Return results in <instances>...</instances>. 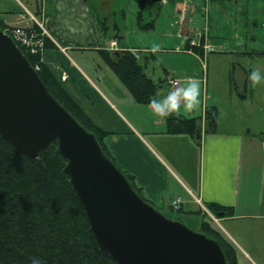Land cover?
Segmentation results:
<instances>
[{
	"label": "crops",
	"instance_id": "obj_1",
	"mask_svg": "<svg viewBox=\"0 0 264 264\" xmlns=\"http://www.w3.org/2000/svg\"><path fill=\"white\" fill-rule=\"evenodd\" d=\"M164 1L158 0L162 4ZM208 2L210 8L206 10L205 22L203 21L205 25L200 33L205 41L204 55L200 57V54L188 46L189 42L194 46L199 43L198 33L189 41L184 40L185 53L193 58L189 67L191 69L184 66L187 71L182 70L178 77L168 76L170 73L166 70L164 76L160 67L158 69L162 74H159L157 66L151 61L153 52L148 49L137 50L122 44L111 50L108 45H103L101 36L99 45L106 48L99 46V52L107 50L116 56L117 50L133 51L144 65L146 73L160 85L157 96H164L170 89L182 86V81L197 78L196 64H203L205 57L215 52V47L210 46L209 37L211 11L214 12V7L217 6L221 23L236 28L240 26L241 29L239 32L233 31L232 34L225 35L224 41L229 42L231 53L235 51L240 57L261 65L260 62L264 60V0ZM26 3L20 0H0V18L4 26L38 28V22H42L47 27L57 47L44 51V61L59 78L70 97L97 127L107 133L103 140L107 153L117 166L132 178L135 188L145 201L160 212H176L179 217L188 219L197 217L200 223L203 219L199 212L202 215L205 212L199 201L206 206L217 204L231 209L233 214L221 211L218 219L225 224L224 232L217 230L233 247L237 264H264V151L262 160L258 162L259 171L257 174L253 173L255 177H248V169L246 174L244 173L247 167L253 169L251 159H255L256 147L261 146L264 149V129L255 130L243 125L233 130L230 125L223 124L237 125L238 121H241L240 108L247 109V104L253 103V97L250 98L247 91L250 87L253 89L248 79L252 68L246 70L239 63L238 66H232L229 75L232 87L230 92L225 90V96L222 98L209 95L208 102L211 106L206 109L217 110L218 125L214 132H205L202 143L198 144L188 134H173L167 131V119L171 114L197 118L195 115L189 117L196 114L195 108L193 112L186 113V108L181 109L184 106L181 103L178 111L159 115L151 104H139L128 91L124 95L130 105L127 108L124 100L123 103L122 99L114 102L94 83L88 73L70 63L67 50L74 45V48L78 47L79 42L67 39L62 40L64 45H61L54 35L64 38L66 34L61 33L56 17L64 7H69L71 13L85 16L86 6H82L81 0H28ZM49 5L52 12L57 13L55 17L49 14ZM175 10L178 12L180 24L189 17L198 19L197 8L190 2L182 4L181 8L176 5ZM30 14L40 17L37 24L30 18ZM78 25L81 27L82 21H79ZM219 36L217 37L222 38ZM170 80L178 81L179 84L174 86ZM120 106L125 111H122ZM253 164L257 166V162ZM175 200H180L179 208L173 207Z\"/></svg>",
	"mask_w": 264,
	"mask_h": 264
},
{
	"label": "water",
	"instance_id": "obj_2",
	"mask_svg": "<svg viewBox=\"0 0 264 264\" xmlns=\"http://www.w3.org/2000/svg\"><path fill=\"white\" fill-rule=\"evenodd\" d=\"M0 136L30 159L57 145L100 249L116 264H228L220 244L146 202L0 29Z\"/></svg>",
	"mask_w": 264,
	"mask_h": 264
},
{
	"label": "trees",
	"instance_id": "obj_3",
	"mask_svg": "<svg viewBox=\"0 0 264 264\" xmlns=\"http://www.w3.org/2000/svg\"><path fill=\"white\" fill-rule=\"evenodd\" d=\"M141 15L142 12L140 18ZM1 25L5 28L3 21ZM142 27L151 29L153 24ZM56 47L49 38L46 39V49ZM192 49L201 54V50ZM22 50L33 67L40 64L38 74L48 91L96 136L105 154L117 166L104 147L107 133L97 127L70 97L59 78L42 60V54L32 55ZM100 54L139 104L149 105L151 98L157 96L160 85L146 73L134 52L117 53L116 58L107 50L100 51ZM204 120L202 117L171 114L167 119V131L188 134L201 144L205 132H214L218 125L217 110L208 109ZM65 165L57 145L42 152L39 158L30 159L0 136V264H31L34 257H39L42 264H116L93 237L85 211L65 172ZM123 173L142 197L132 178ZM208 207L213 212L225 210L233 214L231 209L217 204H209ZM202 231L220 244L228 264H237L233 247L226 237L204 218Z\"/></svg>",
	"mask_w": 264,
	"mask_h": 264
},
{
	"label": "rangeland",
	"instance_id": "obj_4",
	"mask_svg": "<svg viewBox=\"0 0 264 264\" xmlns=\"http://www.w3.org/2000/svg\"><path fill=\"white\" fill-rule=\"evenodd\" d=\"M21 2L27 4V1ZM81 2L82 6H86V12L85 16H80V14L76 13L77 18H75L76 14L74 12H70L71 10L68 9L69 7L67 9L64 7L57 15V13L52 12L50 5L48 6L49 14L52 17L57 15L56 21L59 23L61 33L66 34L64 38L55 35L54 37L62 46L64 45L62 44V40L68 39L78 41V47L74 48V45L67 50L69 54L67 58L70 63L76 66L77 69L82 68L88 73L94 83L100 86L114 102H116L117 99H122L123 103L124 100L127 108L130 105H128V100L127 98H124V95L127 91L130 94V91L114 70L103 59V56L99 52V46L103 48L108 45V47H110V42L113 39L118 42L117 44L119 47L124 44L131 48H137V50L148 49L149 52H153L151 61L153 65L157 66L156 70L159 71L158 68L160 67L164 76H166V70L170 73L168 74L170 77H178V73H181V71L185 69L184 66L191 69L189 67L193 57L185 53L186 44L184 45V40L189 41L192 36H197L198 33L199 43H196L195 46L192 44L188 46L189 48H197L198 50H201L200 57H203L204 55L205 41L200 33L202 32L201 30H203V25H205L204 15L210 8L208 0H165L164 4L159 3L157 0H81ZM188 2L197 8L198 19H192L193 17H189L188 20H185L180 24L178 12L175 10V7L177 5L181 8L182 4ZM142 5H145V7L142 8ZM216 7L217 6L214 7V12L211 11L212 24L209 37L210 46L215 47V52L209 53L205 57L203 64H196L195 68L198 73L196 77L200 82V103L195 107L196 114L189 117H193L194 115L196 117L204 116L206 108L211 106L208 102L209 95L213 94L215 97L222 98L225 96V90L230 92L232 87L229 83V75L232 66H238L241 64L246 70L259 68L260 71L264 73V60L263 62H260L261 65H259L250 59L240 57L235 51V54L231 53L229 50V42L224 41L226 40L225 35L232 34L233 31L239 32L241 29L240 26L236 28L221 23V15L220 12H217ZM141 12L142 18L139 17ZM29 16L37 24L40 17L38 15L36 17L33 14H30ZM1 21L0 29H4L1 25ZM79 21H82L81 27L78 25ZM38 23L43 27L42 28L37 24L40 33L43 34L44 37L43 47L41 46L42 50L40 51V54L43 55L46 50V39L49 38L53 42V37L42 22ZM147 24H153V28L147 29L142 27ZM7 28L5 27V29ZM101 36L104 41V46L99 45V37ZM217 36L224 37L225 39L218 38ZM118 45L116 46L117 48ZM250 45L252 46V44ZM250 45L248 46V49L250 48ZM119 51V53H122L121 50ZM243 51H245V48ZM112 56L116 58L114 54H112ZM43 59L44 55L42 57V60ZM208 65L209 71H207ZM37 66H39V69L41 68L40 64H37ZM159 74L162 73L159 71ZM185 83H187V80L182 81L181 85H184ZM252 88L253 89L250 87L247 91L250 93V98L253 97V103L247 104V109L240 108L239 111L242 112L241 121H238L237 125L223 123L224 125H230V127H233L230 129L234 130L236 127H241L243 125H246V127H252L255 130H257V128H259V130L264 129V81H261L255 86L252 85ZM120 108L122 111H125L121 106ZM184 108L185 107L183 106L181 109L183 110ZM184 110H186V113L193 112V109ZM206 111L208 112V110ZM224 125H222V127H224ZM263 151L264 149L261 146L256 147L255 159H251V167H253V169L251 170L250 167L245 168V174L247 169L250 170V172H248V177L249 175H252L254 178L255 176L253 173L257 174L259 171L260 165L258 162L262 160L261 155L263 154ZM243 154L246 156L244 150ZM243 154L242 158L244 161ZM246 162L247 160L245 161V164L247 165ZM255 162H257V166L253 164ZM199 204L203 207L205 212L204 215L200 214V217L208 221L214 229L224 232L223 225L225 224L218 219L221 212H213L208 206L202 204L201 201H199ZM179 207L180 204L177 208ZM161 213L170 219L181 221L196 232L203 233V220L200 223V219L197 217L188 219L181 216L179 217L176 212L172 213L164 211ZM216 238L217 240L219 239L220 242H223L219 237Z\"/></svg>",
	"mask_w": 264,
	"mask_h": 264
},
{
	"label": "clouds",
	"instance_id": "obj_5",
	"mask_svg": "<svg viewBox=\"0 0 264 264\" xmlns=\"http://www.w3.org/2000/svg\"><path fill=\"white\" fill-rule=\"evenodd\" d=\"M248 79L255 86L264 81V73L259 68H254L248 75ZM181 103L188 110L195 108L200 103V82L193 77L184 85L172 88L164 96H153L150 104L159 115H166L178 111ZM31 264H42L39 257H34Z\"/></svg>",
	"mask_w": 264,
	"mask_h": 264
},
{
	"label": "built area",
	"instance_id": "obj_6",
	"mask_svg": "<svg viewBox=\"0 0 264 264\" xmlns=\"http://www.w3.org/2000/svg\"><path fill=\"white\" fill-rule=\"evenodd\" d=\"M4 32L9 34L11 38L14 40V42L21 49H25L28 53L32 55L40 54V51L42 50L41 46L43 45L44 37L43 34L40 33L39 28L37 29L35 26L33 27L15 26V27H8L7 29L4 30ZM117 43H118L117 41H112L110 43V49L114 50L115 48H117L116 47L118 45ZM35 69L37 71L40 70L39 66L37 65ZM170 83H172L174 86H177L179 84L178 81H174V80H170ZM179 201L180 200H175L173 202V205L177 207L179 205Z\"/></svg>",
	"mask_w": 264,
	"mask_h": 264
},
{
	"label": "flooded vegetation",
	"instance_id": "obj_7",
	"mask_svg": "<svg viewBox=\"0 0 264 264\" xmlns=\"http://www.w3.org/2000/svg\"><path fill=\"white\" fill-rule=\"evenodd\" d=\"M158 1V0H157Z\"/></svg>",
	"mask_w": 264,
	"mask_h": 264
}]
</instances>
